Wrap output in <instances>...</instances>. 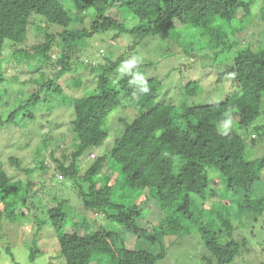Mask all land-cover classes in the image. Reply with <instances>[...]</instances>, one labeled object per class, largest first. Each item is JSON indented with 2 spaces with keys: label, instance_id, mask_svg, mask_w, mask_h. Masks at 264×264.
<instances>
[{
  "label": "trees",
  "instance_id": "1",
  "mask_svg": "<svg viewBox=\"0 0 264 264\" xmlns=\"http://www.w3.org/2000/svg\"><path fill=\"white\" fill-rule=\"evenodd\" d=\"M69 2L0 0V66L9 55L16 63L24 60L29 68V60L42 65L51 63L56 54V76L70 71L75 63L70 50L83 47L87 38L99 32L115 30L117 37L131 34L127 51L145 37L187 39L189 32L197 42L192 48L187 46L190 51H184V57L177 55L192 60L188 66L204 70L219 59V63L230 60L213 80L219 84L228 75L233 90L216 102L190 104L187 99L199 91V80L190 79L180 88L170 84L164 88L162 78L174 73L178 65L158 78L144 75L154 64L149 61H128L117 76L122 55L105 63L95 89L81 97L64 96L53 79L30 91V82L20 80L26 91L17 104L0 112V127L13 126L21 111L28 121L33 120L32 109L42 101L50 102L51 107L69 105L73 113L69 153L63 150L56 156L63 149L58 143L50 149L49 158L43 155L35 160L41 173L53 161L50 174L71 181L80 200V216L68 211L65 198L54 196L46 202L44 218L54 229L59 264H156L166 255L165 240L175 244L191 233L199 236L208 252L203 257L206 264H236L241 244L234 232L245 225L233 222L247 218L264 221V193L258 195L255 190L264 183V154L250 159L246 142L254 145L256 138L249 136L246 141L236 131L264 128V41L251 28L256 18L264 20V0H260L256 17L255 0H73L74 12ZM82 13L90 17V26L76 28ZM39 20L60 26L61 31H46L40 42H27L30 26L39 25ZM5 41L12 50L6 56ZM110 73L115 77L109 78ZM6 78L0 68V109L5 105L2 89ZM75 83L79 85V79ZM117 109L121 114L113 118ZM124 109H129L128 115H122ZM259 117L260 126L254 123ZM115 123L120 129L110 146L79 176L83 154L101 148L113 135ZM9 161L19 163L14 157ZM214 178L216 183H212ZM33 184L29 181L27 187ZM9 185V176L0 169V193ZM237 192L242 196L236 197ZM135 193L140 194L139 201L131 203L129 198ZM0 201L5 205L3 195ZM143 209L149 214V239L158 245L157 252L128 248L120 242L121 229L145 234L135 224ZM5 212L10 218L14 209ZM91 216L102 217L106 223H97ZM240 242L244 244L245 238ZM37 252L31 251V260Z\"/></svg>",
  "mask_w": 264,
  "mask_h": 264
},
{
  "label": "rangeland",
  "instance_id": "2",
  "mask_svg": "<svg viewBox=\"0 0 264 264\" xmlns=\"http://www.w3.org/2000/svg\"><path fill=\"white\" fill-rule=\"evenodd\" d=\"M67 1H70L68 3L70 11L74 10L73 0ZM255 1L257 7H253L255 9L253 14L256 17L261 2L260 0ZM82 18L81 22L75 24L76 28L90 26V17L82 13ZM38 23L39 25L35 22L30 26L27 42H40L46 31H61L60 26H48L43 20H39ZM253 23H256V25H252L251 28H256L257 35L260 34V39L264 41V20L256 18ZM115 34V30L99 32L87 38L83 47L72 48L70 56L75 63L71 64L70 71L56 76L54 74L59 68L55 64L56 54L52 55L51 63L38 65L36 60H29L30 67L28 68L23 63L24 60L16 63L10 55L6 56L9 53L11 54L12 50L8 47V41H5L4 55L8 59L3 62L0 68H3L7 78L2 89V104L5 105L0 109V112L5 109V106L11 103L17 104L18 99L22 98L23 92L26 91V87L20 82L23 79L30 82V85H27L29 91L38 89L41 83L47 79H53L60 86L64 96L70 98L84 96L95 89L98 76L103 71L105 63L115 60L120 55L124 58L115 71L117 76L124 70L128 61L154 63L151 68L144 70V75L158 78H162L168 68L178 65L174 73L167 78H162L163 86L168 88L166 84H170L180 88V85L183 86L190 79L199 80V91L196 95L189 96L187 99L190 104L216 102L233 90L228 75L219 84H214L213 80L214 75L224 67V63L228 64L230 60L219 63L221 61L219 59L210 64L209 70H204L198 65L188 66V62L192 60L188 61L182 58L183 53L184 51H190L189 47L187 48L189 44L192 48L197 42L195 36L189 32H187L189 35L187 39L178 37L177 40H173V37H168L170 39L168 41L167 38L161 35L145 37L139 40L132 50L128 51L126 46L133 39L132 35L122 33L117 37ZM58 40H60V37ZM24 46H26V43ZM177 54L182 56L180 57ZM166 55L170 56L166 57ZM108 76L114 78L115 73H110ZM14 77H17L16 80H14ZM11 78L14 79L10 80ZM77 79L80 81L79 85L75 83ZM42 102L32 109L35 115L33 120L28 121L25 112L21 111L16 116V123L13 126L0 127V169L4 170L10 179L9 188L0 193V195H3V202L5 203L4 205L0 201V264H59L61 259L57 256L59 247L54 229L44 216L46 202L54 196L65 198L68 200V211H74L73 213L78 216L82 212L79 207L80 200L78 199L77 188H74L76 186H73L71 181H63L59 174L56 177L50 174L55 167L53 161H48L51 167L50 170L45 169L47 171L44 173H41L37 168L36 161L41 160L43 155L48 157L50 149L58 143H60L58 144L60 149H63L58 150L56 156H60L63 150V153L67 154L72 149V131L69 122L73 117V113L70 106L59 104L51 107L50 102ZM65 104H67V101ZM119 111V109L115 110L111 116L116 118L118 113L121 114ZM128 113L129 109H124L122 115H128ZM260 119V117L257 118L254 123H258L260 126ZM119 129L118 123H115L113 135L106 138L101 148L88 149L83 154L79 176L84 173V169L91 164L93 158L110 146V141ZM236 131L245 139L249 136L256 138L254 145H251V141L246 139L247 154L251 157L250 159H255L264 154L263 127L260 126L255 131H252L251 127L237 129ZM65 142H67V146H65ZM90 151L91 153L88 155ZM9 157H14L19 162L18 165L12 164ZM215 180L216 178L212 180V183ZM29 181L34 182L30 189L27 187ZM78 181L83 185L86 184L80 177ZM263 189L264 183L262 187L255 189L257 190L256 194H263ZM34 192L37 194L34 195ZM239 193H236V197ZM139 196L140 194L135 193L133 197L129 198V201L131 203L138 202ZM241 196L242 193L238 197ZM233 208H235V205H233ZM6 209H14V213L10 218L5 215ZM73 213H70V215ZM148 217V211L143 209L142 216L135 221V224L145 232L144 235L124 229L120 230L122 245L149 252L158 251V245L149 239L152 236V230ZM247 219L233 222L235 226L245 225L242 227L243 229L239 227L234 232L235 238L241 244L237 249L238 253L235 255L234 262L236 264H260L264 261V221L261 218L252 221H247ZM94 220L97 223H106V220L102 217ZM242 238L246 240L244 244L240 242ZM170 243L171 239L165 240L166 255L156 264H206L203 257L207 256L208 252L198 235L191 233L184 236L179 242L176 241L175 244ZM33 249L38 250V252L31 260L30 255Z\"/></svg>",
  "mask_w": 264,
  "mask_h": 264
}]
</instances>
